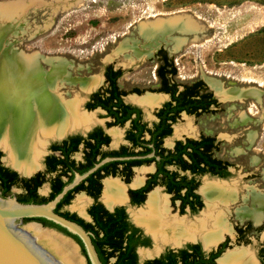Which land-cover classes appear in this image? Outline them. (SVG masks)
Masks as SVG:
<instances>
[{
  "label": "rangeland",
  "instance_id": "obj_1",
  "mask_svg": "<svg viewBox=\"0 0 264 264\" xmlns=\"http://www.w3.org/2000/svg\"><path fill=\"white\" fill-rule=\"evenodd\" d=\"M0 5V20L3 22L14 15H21L27 5L33 6L20 19L19 28L9 34L13 37L6 39L3 44L5 48L2 49L37 58L45 73L54 72L51 75L53 81L60 78V82H57L60 83L57 86L58 94L65 101L81 100V109L85 112L90 95L105 85L104 70L110 65L123 73L119 80L121 89L130 91L138 88L144 91L142 97L158 88L156 70L160 65L159 48L172 60L178 82L202 80L208 90L220 95L216 97L221 104L219 110L198 118L183 115L174 125V134L166 140V144L171 147L178 139L175 138V129L185 127L188 122H191L194 131L182 133L180 139L206 135L217 140L219 149L215 156L233 165L226 183L233 185L238 193V199L230 206L228 213L232 228V234H228L232 239L231 248L247 250L257 260L258 250L264 242V213L260 224L250 219L240 221L237 213H241L243 207L253 208L250 200L248 203L244 201L249 194H264V0H0ZM16 5L23 7L12 11ZM179 16L190 17L195 22L197 28L194 32L191 29H173L156 45L151 37H146L141 31L142 26H149L156 20H175ZM178 41L181 46L177 52H173L172 48ZM100 80L101 84L92 92L86 93L82 88L84 82ZM211 81L220 85L218 87L222 91L214 89ZM229 91L250 98H233L228 96L233 94H229ZM247 91H259L260 96H244ZM163 97L159 106L148 108L139 105L147 110L144 114L146 121L153 122L155 111L168 100L167 96ZM128 98L126 102L136 103L133 102L137 99L136 95ZM90 113L96 114L92 128L104 123L103 113ZM84 131L83 127L76 128L64 137ZM118 131L123 136L125 128H118ZM59 140L48 138L47 144ZM111 141L114 142L113 138ZM0 151L3 165L25 176L5 160L7 153L1 147ZM76 158H79V154ZM205 181L217 180L200 179V189ZM19 192L13 189L6 198H15ZM39 194L48 196L49 185L41 187ZM77 197L66 209L82 217L80 213L90 203L85 200L82 210H78L75 207ZM248 222L262 227L260 231L254 230L249 234L246 244H238L235 227ZM19 227L26 229L38 244L62 264L66 262L29 231L30 228H38L67 240L82 264H89L82 246L68 234L44 227L39 222H23ZM197 243L201 241L197 240ZM176 248L163 246L161 252ZM153 249L151 240V246L144 250Z\"/></svg>",
  "mask_w": 264,
  "mask_h": 264
},
{
  "label": "flooded vegetation",
  "instance_id": "obj_2",
  "mask_svg": "<svg viewBox=\"0 0 264 264\" xmlns=\"http://www.w3.org/2000/svg\"><path fill=\"white\" fill-rule=\"evenodd\" d=\"M157 54H158V58H160V65L157 67V70L161 66L165 65L166 57L168 59V62L172 63V60L170 58H168L166 52L161 50V48L158 49ZM108 67L109 66H107L105 68V70H104L105 85L103 87H101L99 90L93 92L90 95V97L88 99V102L91 101V97H92L93 94H95L96 92L100 91L101 89L105 88L108 85L107 84V79H106V76H105V73L108 71ZM157 70H156V74H157ZM112 71L116 72V71H121V70L120 69H115L112 66ZM157 76H158V74H157ZM121 77L119 79H117V86L119 87L120 90H123V91H126V92H131L133 89H138V88H133L130 91L121 89L120 86H119V80L121 79ZM158 78H159V76H158ZM174 80L176 82H178L176 80V75L174 76ZM87 83L91 84L92 86H88L87 88H85V89L83 88V89L86 91V93H89V92H92V91H94V90H96L98 88V86L101 84V80L100 81L87 82ZM95 83H96V85H95ZM160 86H161V79L159 78V87ZM153 90H155V89H153ZM153 90H150L149 94H147L145 96H142V97H140L142 94L139 95V94H136V93H128L127 95L120 97L123 100L124 104L130 105L132 107H136V108L141 110V120H140L141 125L144 124L146 126L145 127L146 130H150V131L155 130V125L160 123L161 119L157 115L158 112L160 111V109L163 108V106L167 102H169L171 100V97H170L169 94L152 92ZM210 92L213 94V99L216 100L215 104H211L210 105V109L215 112V111H217V110H219L221 108L220 101L216 98L217 96L220 97V95H218V94L216 95L212 91H210ZM143 93H144V91H143ZM155 94H157V95H155ZM131 95H136V97H137V99H135L133 101V102H136L135 104L126 102V99L129 96H131ZM163 96H167L168 100L160 108H158L155 111V113H154L155 119L153 120V122L146 121L145 117H144V114L147 113V110L146 109H144V110L141 109L139 105H142V106H145V107H148V108L149 107L153 108L154 106H159L160 103L162 102V100L164 99ZM59 97H60V95H59ZM231 97L238 98V99H240V98L241 99L250 98V97L243 98L240 94L239 95L235 94V95H233ZM60 98L66 103L67 102L68 103H76L77 102V104L79 106V109H80V112L81 113H85L88 116L92 115L93 121H92V123L90 122L89 124H86L87 126L80 125V124H72L71 123L64 130V132L62 134H47V135H42L41 134V135H38L37 144H38V149L40 150V153L38 155L37 167L35 169H33L32 171H30V172H26L24 170H21L18 166H16L14 163H12L8 159V152H6V150L0 146L5 151V153H7V158L5 160L6 161L8 160L19 171H21L22 173L25 174V176H21L18 171L14 170L12 168H9L7 166H4L3 163H2V158L3 157L0 158V165L1 166H3L4 168H6L9 171H13V172H16L18 174L17 177L10 178V180H13V179L14 180L18 179L19 180L18 185L13 186L12 189H11V191L13 189H17L18 191H20L19 194H17L15 196L17 201L21 200V195L26 193V190L24 188V184L21 182L22 179H31V178L37 176L38 174H41V177L36 179L35 181H33L31 185H32V187H36V194H37L36 198L37 199L49 198L50 195L52 194V191H53L52 188H53V186L55 187V184H56V182L58 180V177H60L61 181L63 183H65V185H64V187H65V186H67V185H69L70 183L73 182V180L75 179V176H76L77 173L84 174V173L90 171L91 169H93L97 164H100L105 159H109L110 158V159H113V160L108 161L105 164L101 165L97 170H95L87 178L82 180L77 186H75L73 189H71L65 195V197H66L69 193H71L70 194V201H69V203L64 204L61 207V209L59 210V212L66 213L69 216L75 217V220L70 219L72 221H75V222L82 221L84 224L93 225L94 228H95L96 227L95 226V219H94V216L90 212L91 208L103 206V208L106 211H108L109 213H114L117 209H123L124 214L126 215V222H128L133 227H135L136 229L139 230V233L137 234V236L139 238V241H144L145 239H149L150 240V245L149 246H142V245L138 244V246L136 247V254H137V257H138V264H141V261H142L143 264H146L147 261L154 260V259H159V258H161L162 256L166 255L169 252L178 253L181 250L188 249L189 246H200L201 252L203 253V256H204V259H206L208 262H210V264H225L224 259H225V257L227 256L228 253H238V254H240L239 260L235 261V264H248L251 260L253 261L254 264H263L262 257H261V251L264 249V242H263V244L260 246V248L258 250V254H257L258 258H257V260H255V258L252 256V254H250L247 250H242V249L232 250V248H231L232 245L230 243V240H232V239L229 236L230 234H232V228H231V224L229 223V221L227 219H228V213H229V210H230V206L232 204H234L235 202L231 201L230 199L227 202L228 203V206H227L228 210H225L226 212L223 211V213L225 215V218H226V221H227V223L230 226V232L224 233V235H222V237L219 240H216L213 243H204V241L201 239V237L198 236V238H196V239L184 240L180 244L160 243L158 248L155 251L156 242H155V239H154L153 235L150 232L147 231V229L144 227V225L142 223L137 222V220L133 216V212H135V211L137 212V211H139L141 208H143L145 206V204H146L149 196L151 195V193H153L156 190H160L161 194L168 198V202H169V206H170V209H171V213L173 215H176L179 218L190 217L191 219H193V218L199 216L207 207V205H206V194L211 192L212 191L211 189H213V188L208 187L207 189H204L205 185L207 183H210V182H218V181H220V183L225 184L228 189L233 190L236 193L237 199H238L237 189L233 185H230V184L228 185V183H226V180L231 176V168H232L233 165L230 162L221 159V160H223L225 162H228L230 164L229 166H227L225 168V172L230 174L229 177H227V178H220L218 176L212 175L209 172L208 173H204V174L192 173L191 170H183L182 167L177 165V164L165 165V166L163 165L168 171L175 172V173L178 174L177 180H180L182 177H186L188 181H193V183H194L191 187L188 185L186 188H183L181 191H179V194L181 196L185 195L188 191L192 192V197H190V200L192 201V203H189V204L185 205L184 208L182 207V200L175 198V196H176L175 194L176 193H174V192L170 193L167 190V185H164L162 183V181L160 179L162 177V175H160L159 179H157L158 184L154 185L149 191L142 192V193H139V194H136V195H132L133 191H137V190L143 189V188H145L148 185L149 181L152 180V176L155 175L157 173V171H158V163L163 160L161 155H159L157 153V151H159V149H157L155 142L158 143V140L153 142L151 133L149 131H145V133L141 137V140H143V143L141 145L142 147L135 146V143H134L135 140L132 141V139L130 138V133H133V131H132L133 121L138 117V113H134L131 116V118L123 126H121V125H113V123L115 121V118L109 116L108 112L105 109H103L101 107H97L94 110H88V109H86V104L88 103L87 102L85 104V109H86L87 112H85V111H83L81 109V104H82L81 100L80 101L76 100V101H72L71 102V101H65L62 98V96ZM143 99H145V102H142ZM154 99H155L156 103L152 105V100H154ZM128 100H130V99L128 98ZM150 103H151V105H149ZM92 111H99V112L104 114L103 118H105V121H104L103 124L101 123L102 125L95 126V127L92 128L93 124L95 123V116H96L95 113H90ZM214 112L209 113V114H214ZM209 114H203V115H209ZM183 115L197 117L195 115H188L186 112H182V113H180L179 118L177 119V121L175 123L169 122L171 124L170 128L172 129L171 135L167 136V137H164V138H160L161 141H162L161 148L166 150L165 155L167 154L168 151H174V149L176 147V144L179 141L185 142L188 139L199 140L202 137H211V136L201 135L198 138H184V139H180L182 133L190 134L191 132L194 131V129H192L191 122L190 123L188 122L185 127H182V128L179 127V128L175 129V138L176 139L178 138V139L175 142H173V144H171V147H168V145L166 144V140L168 138H170L174 134V125L179 121V119ZM80 127H83L85 129V131L83 133L74 134V135H68V136L64 137L69 131H72V130H74L76 128H80ZM118 128H125V133H124L123 136H121V132L118 131ZM98 129H101L103 131V134L110 138V142L108 144H103V145L100 146L99 154L96 156L95 164L91 168L81 172V168H83V166H87V165H89L92 162V159L90 158V154L92 153L91 149L88 148L85 145V142L88 139L89 134L97 131ZM132 136L133 135H131V137ZM52 137L58 138L60 140L57 141V142H50L49 144H47V139L48 138H52ZM75 137H82L84 139L83 141H81V143H79L77 145V151H73V149H74L73 146H76L77 142H74V141L72 142L71 141V139L75 138ZM111 138H113V141H114L113 143L111 141ZM122 138H124V140ZM64 142H67V144L64 146V148H62V151H53V149H52L53 146H55V145L61 146V145L64 144ZM91 142L95 143V140L91 141ZM119 143H122V144L118 147L117 145ZM216 143H218L217 140H216ZM116 147H118V148H116ZM124 147L128 148V151H131L134 154H131V155H123V154L112 155L111 154L113 152H116V153L117 152H121ZM146 147L150 148L151 152L146 153V154H140V152L145 150ZM112 148H114V149H112ZM65 154H67V156ZM77 154H79V158H76ZM103 155H107V156L103 157ZM42 156H44V158H43L42 162H40V159H41ZM52 156L59 157V158H62V159H67L68 164H66L65 166H59L56 171H53L52 169L56 165H55V162L53 161V159H51ZM135 160H152V161L148 162V163H145V164H141V165H133L131 167H127L125 164H121L122 162H129V161H135ZM115 162H119L120 163L119 165H117L116 169L114 167H109L105 171H100L104 166H106L108 164H111V163H115ZM98 171H100V174L99 175H95L93 180H92V182L91 181H87L92 175L96 174ZM114 171H115V173H113ZM146 172H148L147 175H145ZM59 175H61V176H59ZM204 178L205 179H216L217 181H210V182H208V181L206 182L205 181V185L200 189V179H204ZM42 180H45V182L42 185L39 186V182L42 181ZM109 183L110 184L111 183H115V184L121 186L123 188V190H124V197L121 198V199L116 198V199H113L112 201L108 200L107 197H106V190H107V185ZM196 183H197V187L195 185ZM45 184L49 185V194L46 197L41 196L39 194V190ZM81 185H83V188H81L79 190H76ZM64 187H63V189H64ZM0 195H1V197H4L2 189H0ZM195 195H197L199 198L196 199L194 197ZM75 196H78L77 200L75 202V207L78 210L80 208L82 210V207H84V205H85L87 200L90 203L88 208L87 209H83L82 213H80V214L83 215L82 217L79 216L77 213L70 212V211H68L66 209L67 207H69L72 204V201L74 200ZM4 198H6V197H4ZM64 198L62 199V201L64 200ZM142 198H143V202L142 203H140V204L136 203V202H139V200H141ZM80 199H81V201H80ZM80 202H82V203H80ZM199 202L202 203V207L200 209L198 208ZM251 204H252V202H251ZM58 205H57L56 209L58 208ZM204 206H205V208H204ZM135 208L137 210H134ZM193 208H195V211H194ZM56 209H55V211H56ZM59 212H57V213H59ZM198 213H200V214H198ZM262 218H263V216H262ZM247 219H250L254 223L253 219H251V218H247ZM247 219H245V220H247ZM239 220L243 221L241 219H239ZM77 223H79V222H77ZM253 223L248 222L245 225H240V226L237 225L235 227V234L237 236L236 239H237L238 244H246L249 234H251L254 230L255 231H260L262 226H260V225L259 226H254ZM41 225H43V224L41 223ZM240 228L243 230V232L239 231ZM250 228H252V229H250ZM89 231L92 232V228H89ZM68 235L71 236L72 238L76 239L79 242V244L82 246L81 242L79 241V239L77 237L72 236L69 233H68ZM94 237H95V234H94ZM151 240L154 243V249L153 250H144V249H148L151 246ZM197 240H200L201 243H197ZM186 242H189V243L185 244ZM224 244H226L227 247L223 250V252L218 257H216L215 259H212L211 255L214 254V253H217L220 250L221 246L224 245ZM167 245L176 246L178 248H176V249H166L164 252H161L163 246H167ZM82 248H83V246H82ZM141 250H143L142 254H144V255L140 254ZM222 255H224V256L222 257ZM115 260H116V258H113V259H111V262L113 263V262H115Z\"/></svg>",
  "mask_w": 264,
  "mask_h": 264
},
{
  "label": "bare ground",
  "instance_id": "obj_3",
  "mask_svg": "<svg viewBox=\"0 0 264 264\" xmlns=\"http://www.w3.org/2000/svg\"><path fill=\"white\" fill-rule=\"evenodd\" d=\"M31 6L27 5L26 8H23L21 15H14L6 19L9 24L0 20V146L8 152V159L11 162L26 172L37 167L40 153L37 144L38 135L62 134L71 123L87 126L86 124L93 121L92 116L80 112L77 102L69 104L60 98L61 95L59 97L57 86L60 83L57 82L60 78L58 81H55L56 79L53 81L51 75L54 72L45 73L37 58L2 49L9 34L13 29L19 28L20 19L25 16ZM37 6L41 7L40 4ZM42 6L44 8V5ZM20 7L23 6L16 5L11 10L16 11ZM19 13L21 12L19 11ZM175 18V20L171 18L172 20L169 19V21L156 20L149 26H142L141 31L146 37H151L154 44L158 45V41L164 40L168 31L191 29L194 32L197 28L190 17ZM180 46L181 42H176L172 51L177 52ZM211 82L214 89H217L218 92L222 91L218 87L220 85ZM88 86L92 85L87 82L82 83V88L85 89ZM222 93L224 94V92ZM228 93H233L228 96L240 94L233 91ZM259 94V91H247L244 96L252 95L259 98ZM142 102H145V99ZM155 103V99L152 100V105ZM208 187L213 189L206 194L207 207L193 219L190 217L179 218L173 215L168 198L162 195L160 190L151 193L145 206L139 211L133 212L137 222L142 223L153 235L156 242L155 250L160 243L180 244L184 240L196 239L198 236L204 243H213L219 240L224 233L230 232V226L223 211L228 210L229 199L236 202L237 195L220 182L207 183L204 189ZM106 197L111 201L116 198L121 199L124 197V190L115 183H109ZM248 200L252 202L253 208L243 207L242 212L237 213L238 218L241 220L251 218L256 224H259L264 212V194L253 192L244 198L245 203H248ZM29 231L37 235L45 245L48 244L47 246L55 251L66 264H82L76 250L68 241L38 228H30ZM239 256L238 253H228L224 262L225 264H235V261L239 260ZM248 264L254 263L251 260Z\"/></svg>",
  "mask_w": 264,
  "mask_h": 264
},
{
  "label": "trees",
  "instance_id": "obj_4",
  "mask_svg": "<svg viewBox=\"0 0 264 264\" xmlns=\"http://www.w3.org/2000/svg\"><path fill=\"white\" fill-rule=\"evenodd\" d=\"M122 74V71L113 72L112 66H109L108 71L105 73L108 85L92 95L91 101L86 104V109L94 110L97 107H101L108 112L109 116L115 118L113 125L121 126H123L134 113H138V117L133 121V133H130L132 141L135 140V146L142 147L141 145L143 140H141V137L145 131H149L151 133L153 142L158 140V143L155 142L157 149H159L157 153L161 155L163 159L158 163V171L152 176V180L149 181L145 188L133 191L132 195L149 191L154 185L158 184L157 179H159V176L162 175L160 178L162 183L167 185V190L170 193H176V199L182 200L183 208L185 205L192 203L190 200V197H192L191 191H188L183 196L179 194V191L186 188L188 185L191 187L194 184L193 181H188L186 177H182L180 180H177L178 174L168 171L164 167L165 165L177 164L181 166L183 170H191L192 173L204 174L209 172L220 178L229 177L230 174L225 172V168L230 164L215 156V152L219 149V144L216 143V139L214 137H202L199 140L188 139L185 142L179 141L177 142L174 151H168L166 155V150L161 148L162 141L160 138L171 135L172 129L170 128L171 124L169 122L175 123L179 118L180 113L186 112L188 115H195L199 117L203 114L214 112L210 109V105L215 104L216 100L213 99V94L208 90L206 84L202 80L192 83L176 82L174 80L176 69L172 63L168 62L166 57L165 65L161 66L157 70V74L161 79V86L152 92L169 94L171 100L167 102L157 114L161 119V124L159 123L155 125V130L150 131L146 130V126L144 124L141 125V110L124 104L123 100L120 98L128 93H136L139 95L143 94V91L139 89H133L131 92L120 90L117 86V79H119ZM131 135L133 136L131 137ZM83 140L84 139L82 137H75L71 139L72 142H77L76 146H73V151H77V145ZM94 140L95 143H92L91 141ZM109 142L110 138L104 135L101 129L89 134L85 145L91 149L92 153L90 154V158L92 159V162L87 166H83V168H81V172L91 168L95 164L100 146L108 144ZM66 144L67 142H64L61 146L55 145L52 149L53 151H62V148H64ZM149 152H151V149L146 147L145 150L140 152V154H146ZM111 154L131 155L134 153L128 151V148L124 147L121 152H113ZM65 155L67 156V154ZM107 155H103V157ZM1 157L2 153L0 152V158ZM51 159H53L56 165L52 169L53 171H56L59 166H65L68 164L67 159L55 156H52ZM151 161L152 160H135L122 162L121 164L131 167L133 165H141ZM119 164V162L108 164L100 171H105L109 167H114L116 169ZM100 171L92 175L87 181L92 182L94 176L99 175ZM113 173H115V171ZM17 176L18 174L16 172L9 171L0 165V189H2L4 197L9 196L12 187L18 185V179L10 180V178H15ZM40 177L41 174H38L31 179L21 180L24 184L26 193L21 195V200H19L20 203H46L54 199V197L62 191L65 185V183L61 181L60 177H58V183L56 182L57 185L55 184V187L53 186V191L50 197L37 199L36 187H32L31 184ZM44 182L45 180L40 181L39 186ZM195 185L197 187V183ZM81 188H83V185L79 186L76 190ZM70 194L71 193H69L58 205L56 212H59L64 204L69 203ZM194 197L196 199L199 198L197 195ZM142 202L143 198L136 203L140 204ZM201 207L202 203L199 202L198 208L200 209ZM193 209L195 211V208ZM90 212L94 216L96 229L93 225L84 224L82 221L77 222H79L87 231H89V228H92V232L95 234L93 244L101 262L103 264H138L136 247L138 244L142 246H149L150 240L145 239L144 241H139L137 236L139 230L126 222V215L124 214L123 209H117L114 213H109L103 208V206H100L91 208ZM59 214L68 219L75 220V217L69 216L66 213L59 212ZM25 221H37L42 223L45 227L54 228L68 234L63 228L45 219H25ZM239 231L243 232L241 228ZM226 247V244L222 245L217 253L211 255L212 259L218 257ZM261 257L264 264V249L261 251ZM113 258H116V260L112 263L111 259ZM146 264H210V262L204 259L200 246H189L186 250H181L178 253L169 252L159 259L147 261Z\"/></svg>",
  "mask_w": 264,
  "mask_h": 264
},
{
  "label": "water",
  "instance_id": "obj_5",
  "mask_svg": "<svg viewBox=\"0 0 264 264\" xmlns=\"http://www.w3.org/2000/svg\"><path fill=\"white\" fill-rule=\"evenodd\" d=\"M111 160L113 159H105L84 174L77 173L73 182L47 203L24 204L16 198L0 197V264H62L38 244L26 229L19 227L23 222H37L24 221L25 219H45L63 228L79 239L89 264H103L93 244L94 234L85 230L79 223L60 215L55 209L71 189Z\"/></svg>",
  "mask_w": 264,
  "mask_h": 264
}]
</instances>
